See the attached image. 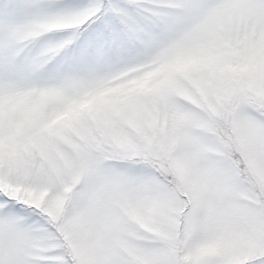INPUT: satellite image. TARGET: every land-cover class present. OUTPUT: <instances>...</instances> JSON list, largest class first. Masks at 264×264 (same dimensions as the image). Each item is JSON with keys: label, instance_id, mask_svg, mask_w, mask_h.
I'll return each instance as SVG.
<instances>
[{"label": "snow or ice", "instance_id": "obj_1", "mask_svg": "<svg viewBox=\"0 0 264 264\" xmlns=\"http://www.w3.org/2000/svg\"><path fill=\"white\" fill-rule=\"evenodd\" d=\"M0 264H264V0H0Z\"/></svg>", "mask_w": 264, "mask_h": 264}]
</instances>
